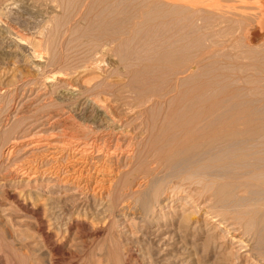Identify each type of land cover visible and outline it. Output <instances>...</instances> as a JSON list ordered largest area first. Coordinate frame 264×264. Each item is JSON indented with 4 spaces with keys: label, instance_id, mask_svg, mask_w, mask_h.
<instances>
[{
    "label": "bare ground",
    "instance_id": "bare-ground-1",
    "mask_svg": "<svg viewBox=\"0 0 264 264\" xmlns=\"http://www.w3.org/2000/svg\"><path fill=\"white\" fill-rule=\"evenodd\" d=\"M143 1L146 5L142 3L144 10L138 11L139 17L147 14V19L154 23L159 21L158 27L151 25L147 29L151 37L160 31L149 56L142 57L133 49L122 51L136 37L148 35L135 33L136 24H131V31L127 33L111 34L105 29L111 22L97 16L87 30L88 36H94L93 30L101 28L103 31L97 33L98 36L113 37L117 46L111 52L115 53L116 60L102 65L101 60L90 57L85 66L76 67L77 70L71 73L57 69L65 74H56L67 77L68 81L76 71L91 70L97 74V82L89 90H79L66 83L61 87L58 84L57 88L60 87V99L64 103L69 100L74 108L80 107L81 118L92 128L74 123L75 126L71 123L72 116L64 111L60 112L61 115L46 113L44 117L28 121L27 115L26 120L24 115L18 117L19 109L16 108L11 116L28 123L2 149L0 163L7 172L2 170L0 173H8L7 179L14 184L55 181L62 186H72L78 196L74 201L77 207L72 214L65 216L66 230L83 217L78 206L87 202L90 196L104 219L111 210H116L120 217L144 218L156 233L155 242L157 240L163 246V253H176L169 255L171 264L191 263L195 258L196 247L183 246L180 231L196 234L211 223L213 227L216 225L215 229H223L227 239L237 244L240 250L249 252L251 242L264 241V26L244 34L248 48L245 44L244 47L248 50L242 52L252 55L253 64L246 56L245 59L262 75V78L258 75L261 81L256 77L261 82L259 85L255 81L259 86L249 88L252 78L245 89L246 85L238 87L239 78L235 84L228 80L227 75L231 74L226 75L224 71L230 64H226L224 57L219 58L212 48L177 40L174 33L177 0ZM256 16L260 22L264 19V12ZM251 42L253 45L249 44ZM250 48L260 52L257 51L255 56ZM33 54L39 59V52ZM39 64L34 67L44 69V63ZM237 68L234 66L233 72L234 69L238 71ZM43 74H47L46 71L41 76ZM55 75L40 78L50 85ZM31 89L20 107H24V103L31 105L48 99L53 94V89L49 93L38 89L32 92ZM159 172H163L165 179L161 187L155 188L151 186L155 181L153 176ZM129 182L133 186L126 188L125 192L123 188ZM125 196L134 198L142 214L132 213L134 208L125 204ZM181 196L187 197L186 206L196 209V217L181 206H174L167 215L158 214L149 207L174 203ZM12 199L38 221L44 220V241L49 243L57 239L59 223L66 214L60 202H31L21 190ZM198 215L204 216L202 222L197 219ZM169 216L177 222L178 234H174L175 238L178 236L177 245H172V232L169 235V231L160 226ZM55 230L58 232L54 233ZM52 247L55 251L61 249L58 244ZM218 248L221 250L222 246Z\"/></svg>",
    "mask_w": 264,
    "mask_h": 264
},
{
    "label": "rangeland",
    "instance_id": "rangeland-1",
    "mask_svg": "<svg viewBox=\"0 0 264 264\" xmlns=\"http://www.w3.org/2000/svg\"><path fill=\"white\" fill-rule=\"evenodd\" d=\"M142 3L144 6L146 5L143 0H0V92H3V95L0 96V153L18 131L24 128L23 125L25 123L27 124L28 121H33L35 118L39 119L44 117L48 113H57V115H61L60 112H68L70 117L72 116L71 123L73 122V124L75 123L77 126H89L88 128H92L91 124L84 118H81L82 111L80 107L79 109L74 108L71 106L72 102L69 100H66L64 103V100L60 99V87L70 84L71 87H76V89L79 90H89L92 88V85L97 82V74L91 70L85 72L80 71V73L76 71L75 74H72L69 81L67 77L64 78L65 76L61 77L60 75L71 73L74 69L77 70L76 67L82 68L87 64L86 61L90 60V57L96 61L101 60L99 62L102 65L113 63L114 60H116L115 53L111 52L112 48L113 51H115L117 46L113 37L104 38L98 36V34L101 33L100 31H103L101 28L93 30L95 31L93 33L94 36H88L87 30L91 28V24L97 16H101L111 22V24L105 28L111 34L117 32L127 33V31H131L129 26L134 24L137 25L134 29V32L137 34L147 33V29L151 27V25L158 27L159 21H155L154 23L151 19H147V14H145L146 16L142 15L141 18L139 17L137 14L138 11L144 10ZM175 6L177 8V13L174 33L178 41L200 43L212 48L216 54L220 55L219 58L224 57L226 64L232 65L231 67L227 66V69L232 68L231 70L225 69L224 72L226 75L231 74L227 76L228 80L233 82V84L236 83V80H241H239L238 87L246 85L243 87L246 89L247 84L251 82L252 85L248 84L249 88L261 84L262 75H259L260 72L258 71V73L255 67L251 65L253 64L251 60V58H253L252 55L249 53L251 57L248 54L244 55L247 52L244 53L242 51L248 50L244 47L246 45L248 48L244 38L245 32L256 27L262 28L264 26V19H261L259 22V17L256 16L264 12V0H177ZM158 31L155 32V37L149 36L150 34L148 33L146 37H136L132 44L128 45L127 48H123L122 51L133 49L142 57L149 56V52L152 53V49L156 45L155 42H157V38L159 39L160 31ZM253 32L256 34L255 30H253ZM249 44L253 45L252 42ZM105 47L106 49H104ZM252 50L253 49H251L250 52L251 54H255V56L257 51L260 52L259 49L256 52L254 49V53H252ZM96 51H98V53ZM34 52L40 53L39 59L33 57ZM245 56L247 57L246 59L252 62L251 64L245 59ZM233 59L236 63L233 62ZM38 60L41 62L40 64ZM42 62L44 63L45 70L34 67L35 65L43 64ZM223 64L225 63L223 62L222 66ZM220 66L221 65H219V67ZM234 66L236 68L240 67L241 69L237 68L240 71L234 69L233 72ZM245 67L246 69L244 70ZM57 69L62 72L67 70V72H58ZM44 71H46L47 74L41 76ZM56 73H60V75L58 76ZM52 74L56 75L50 85H48L49 83H45L43 79L41 80L44 76H50ZM234 74H237V76ZM248 74L249 76H247ZM258 75L261 78H259ZM256 77L260 79L259 82ZM242 80H244V83H242ZM249 80L252 81L250 82ZM255 81L259 85H257ZM26 83L27 85H25ZM58 84L60 87L57 90ZM48 86H51V88ZM30 89L32 92L38 89L40 92L48 91V93L49 90L53 89V94L51 93V97L47 96L48 99H39L42 101L36 102V105L31 104V106L30 104L26 105V103H24V107H20L21 103L25 101L24 99H27ZM51 94H49V96ZM60 103L62 105H60ZM16 108L17 110L19 109L18 117L24 115L25 118L23 117V119L25 120L29 117L27 122L22 121L24 122L22 123L19 118L16 120L11 116V112ZM35 109H37V112ZM77 109L80 110V115ZM2 170L5 169H3L0 163V172H2ZM5 171L7 172V170ZM5 171H3L2 175L0 173V264L172 263V257L169 255L176 253H174V251H168L166 255L163 253V246L161 247L157 240L155 242L156 233L151 230L152 228H149L150 225L144 218L133 216H129V218L120 217L116 214V210H111L112 212L109 211L104 219L103 216L99 215L100 212L96 208V203L93 202L94 200H92L93 198L90 196L88 197L89 199L86 200L87 202L79 205L83 207L78 206V210L80 209L79 212L83 217H80L78 222L74 223L68 231L66 230V225H64L66 223L65 216H67V214H72V211L77 207L74 201L78 198L72 186H62V183L60 185V183L55 181L14 184L11 182V179H7L6 175L8 173ZM162 173L163 172H159L160 175L155 173L157 177L155 175L153 177L155 180L154 183H156H153V185L150 184L151 186L155 188H158L160 185L162 186L163 180L165 179V175ZM131 186H133L131 182L127 183L125 188H123L125 189L124 191L126 192V188ZM19 190L30 198L31 202L41 201L40 204H47L48 202L58 201L61 206H63L66 214L64 215V219L61 220L62 222L59 223V233L55 241L50 240L49 243L44 241L43 234L46 228L44 220L38 221L35 217L21 209L12 199V196L17 195ZM187 200V197L181 196L174 201V203L167 202L161 206L153 204L149 205V207L158 214L167 215V211L173 209L174 206L178 208L181 206L185 211L194 215L196 209L192 206H186ZM123 201L127 206L134 208L132 213L142 214L143 211L136 205L132 196L129 198L125 196ZM194 216L196 217V214ZM203 217V215H198L197 219L203 221ZM76 224L79 225L77 226ZM207 225L208 229L206 227L196 234L192 231L186 233L180 231V235L182 233L181 238H183L181 240L184 242L183 246L188 248L193 245L192 248H194V246L196 247L195 258L192 261L194 264H264V241L259 242L254 240L251 242L253 245H250L249 252L242 251L237 244L227 239L228 237L224 234L225 231L223 229H215L214 227H216V225L213 227L212 223ZM160 226L167 229L169 235L173 234L171 237L172 245H177L178 236L175 238V235L178 234L176 230L178 229L177 222L169 216L168 220ZM169 228L171 230H169ZM56 232H58V230H55L54 233ZM171 232L172 234H170ZM168 233L166 234L168 235ZM209 237H213V240ZM155 243L157 244L155 245ZM55 244H58L61 249L55 251V247H52ZM216 245L218 247L222 246L223 251L219 248L216 249ZM53 250L55 252H53ZM57 252H59V254H56ZM192 262L185 264H192Z\"/></svg>",
    "mask_w": 264,
    "mask_h": 264
}]
</instances>
